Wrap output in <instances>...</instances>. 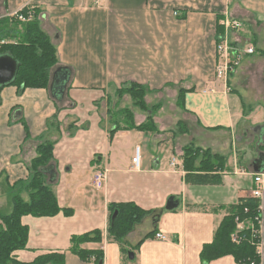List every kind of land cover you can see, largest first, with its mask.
<instances>
[{"label": "crops", "instance_id": "crops-1", "mask_svg": "<svg viewBox=\"0 0 264 264\" xmlns=\"http://www.w3.org/2000/svg\"><path fill=\"white\" fill-rule=\"evenodd\" d=\"M24 8L56 48L50 83L60 69L70 77L61 102L48 89L0 90V213L11 211V189L29 179L28 166L44 139L56 141L53 191L59 207L72 213L22 217L27 245L15 259L29 263L56 252L64 254V264H97L69 249L72 236L100 230L101 242L81 246L101 252L99 264H201L203 246L212 243L226 216L223 208L251 197L253 175L264 169V100L252 101L248 93L256 65L262 66L264 89V0H0V19ZM225 19L241 27L226 32ZM218 27L233 52L255 50L228 81L215 76ZM245 71L246 87L234 89ZM129 83L147 87V106L160 105L153 116L157 132L123 129L110 136L122 108L137 125L145 121L132 102L123 106L131 99L118 91ZM181 90L184 109L176 104ZM164 99L174 105V124L162 122ZM53 116L55 127L49 126ZM189 144L227 158L220 185L185 183L180 156ZM97 171L106 173L99 189L93 183ZM169 199L176 203L171 210ZM118 203L154 211L127 235L125 251L106 233L108 206ZM158 232L166 242L155 239ZM208 264L236 262L225 256Z\"/></svg>", "mask_w": 264, "mask_h": 264}, {"label": "trees", "instance_id": "trees-1", "mask_svg": "<svg viewBox=\"0 0 264 264\" xmlns=\"http://www.w3.org/2000/svg\"><path fill=\"white\" fill-rule=\"evenodd\" d=\"M28 11H30L28 8H24L18 13L26 16ZM222 33V29L218 27V36ZM1 41L5 43L0 44V56L8 55L18 64L15 78L6 86H16L20 90H49L50 72L58 63L57 51L49 37L41 30L38 20L33 17L30 21L20 22L15 16L0 19ZM235 69L236 67L229 73L227 81L231 79ZM3 87H0V90ZM147 92V87L137 83H129L118 91L119 95L127 94L134 107L146 113V118L144 122L137 125L134 122L133 113L128 108L119 110L116 114L115 127L109 131L110 136L123 129H135L147 133L157 132L153 116L160 105H153L149 108L145 102ZM183 94L184 91L181 90L176 101L177 106L181 109H184ZM120 120L122 123H119ZM55 121L56 116H53L49 126H57ZM55 144L56 141L44 139L37 145L36 156L28 166L29 179L25 183H20L16 191L11 189V211L6 214L0 213V264H64V254L56 252L40 255L29 263L20 262L14 257L16 251L24 249L27 245L28 228L22 224V217L26 215L52 217L59 212L72 213L69 209L59 207L53 191L57 179L53 155ZM260 150L264 152V147ZM180 159L185 172L184 181L186 184H221L219 174L226 170L227 158L213 154L209 149L189 144L183 147ZM47 169H51V175L45 172ZM23 192L27 194V200L22 197L21 193ZM258 206V200L245 197L240 198L235 204L223 208L226 211V216L216 230L212 243L203 246L199 255L201 264H208L225 256H231L236 264H248L251 261L256 264L260 263L250 229L238 233L236 228L237 221L250 220L255 226V218L259 213ZM108 211L107 238L117 243L122 251H125L124 246L127 245V235L137 224L141 223L144 217L154 214V211H145L133 203L110 204ZM114 213L116 216L113 218ZM235 233L239 234L240 242L232 240ZM151 235L152 233L147 237ZM153 235L155 234L153 233ZM101 239L100 230L72 236L69 251L82 261L93 260L99 264L102 260V253L89 251L81 246L85 243H99ZM140 244L141 242L133 249L137 250Z\"/></svg>", "mask_w": 264, "mask_h": 264}, {"label": "built area", "instance_id": "built-area-1", "mask_svg": "<svg viewBox=\"0 0 264 264\" xmlns=\"http://www.w3.org/2000/svg\"><path fill=\"white\" fill-rule=\"evenodd\" d=\"M13 16L20 21V22H27L33 19L34 14L32 11H28L27 15H23L21 13H15ZM222 26L224 27V30L226 32L232 30V29H238L241 27V24L237 21H230L228 19H225L222 22ZM216 40V53L218 57V62L215 68V76L217 79H222L224 81H227L228 75L231 71H233V68L236 67L239 62L243 59L246 55H251L255 52L254 48L252 46H248L247 48H244V50L241 51H235L233 52L231 46L226 41V38H223L222 36H219ZM3 43V42H1ZM132 166L135 169L139 168L140 165V148L137 147L135 149V154L131 160ZM172 165H175L173 162ZM105 171H97L94 174L93 177V183L95 186V189H99L102 185V182L105 181L106 175ZM253 189L251 190V198L256 199L259 201L258 206V216L255 218V226L252 221H237L236 228L238 233L242 232L245 229H250V232L252 234L253 245L256 248V254L258 255V258L260 259V263L262 264L263 260V251H264V169L261 172H257L253 175ZM245 212H247V209H245ZM238 233H235L232 236V240L234 242H240V236ZM155 239L158 241L166 242L167 236L163 233H156ZM244 264V263H243ZM248 264H256L254 261H251Z\"/></svg>", "mask_w": 264, "mask_h": 264}, {"label": "water", "instance_id": "water-1", "mask_svg": "<svg viewBox=\"0 0 264 264\" xmlns=\"http://www.w3.org/2000/svg\"><path fill=\"white\" fill-rule=\"evenodd\" d=\"M18 70V64L15 59L8 55L0 56V87L10 84L16 76ZM70 73L67 69H60L53 74L52 80L49 86L52 97L57 101H62L65 88L69 81ZM262 170L259 169L258 172ZM50 175L52 174L51 169L45 170ZM168 210L176 207V203H173L172 199H169L167 205ZM116 216L114 213L113 218ZM130 258L132 255L130 254Z\"/></svg>", "mask_w": 264, "mask_h": 264}, {"label": "rangeland", "instance_id": "rangeland-1", "mask_svg": "<svg viewBox=\"0 0 264 264\" xmlns=\"http://www.w3.org/2000/svg\"><path fill=\"white\" fill-rule=\"evenodd\" d=\"M2 42V41H1ZM1 42H0V44H1ZM3 43H5V42H3ZM247 65V64H246ZM245 70V69H244ZM250 70H251V72L249 73V75H250V79L252 78V80H254L255 82H252V83H250L249 84V87H251V90L248 92V93H250V95L251 96H253V99H252V101H255L254 100V98H256V97H258L257 99V101H261V100H264V89H263V83L261 82V78H262V75L260 74V72L262 71V66H260V65H256V66H254V67H251L250 68ZM247 71H245L243 74H241L240 75V77L241 78H238V76L234 79V85H233V87H234V89H237L238 90V87H239V85H241V86H243V87H246V84H243V79L245 78L244 76H247ZM246 74V75H245ZM258 79H260V81H258ZM241 88V87H240ZM253 88L255 89V88H258V90H257V92H259L257 95H255V90H253ZM243 89V88H242ZM259 89H261V90H259ZM250 96V97H251ZM131 99V98H130ZM164 101V106H163V108L165 109H163V111H165L164 112V115H163V117H162V122L165 124V125H171V124H174L175 123V121L174 120H176V113H175V109H174V105H172L170 102H169V100H163ZM129 102H132V100L130 101H128V100H126L125 102H124V105L123 106H125V105H128L129 104ZM133 103V102H132ZM154 105V104H153ZM153 105H148V107L149 108H151ZM122 109H124V108H122ZM121 109V110H122ZM144 113V112H143ZM155 113H157V111L155 112ZM145 115H146V113H144ZM155 115V114H154ZM119 123H122V120H120V122ZM168 134H169V139L171 138V133L170 132H167ZM167 138V139H168ZM178 143L179 144H181V142L178 140ZM183 143V142H182ZM2 212L3 213H8L9 212V210L7 211V210H2ZM145 225V223H143V224H140L139 226H138V229H139V231H140V233H143L144 231H145V229H146V226H144Z\"/></svg>", "mask_w": 264, "mask_h": 264}]
</instances>
